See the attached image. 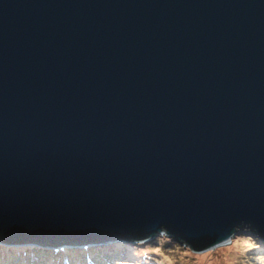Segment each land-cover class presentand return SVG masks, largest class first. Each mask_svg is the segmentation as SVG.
Returning <instances> with one entry per match:
<instances>
[{"label":"water","instance_id":"obj_1","mask_svg":"<svg viewBox=\"0 0 264 264\" xmlns=\"http://www.w3.org/2000/svg\"><path fill=\"white\" fill-rule=\"evenodd\" d=\"M241 231L264 240V0H0V243Z\"/></svg>","mask_w":264,"mask_h":264},{"label":"rangeland","instance_id":"obj_2","mask_svg":"<svg viewBox=\"0 0 264 264\" xmlns=\"http://www.w3.org/2000/svg\"><path fill=\"white\" fill-rule=\"evenodd\" d=\"M120 242L127 244L120 258L124 264H264V240L252 231L238 232L228 243L201 251L192 249L184 242H176L166 234H160L147 242ZM178 243L179 245L174 247ZM11 247L31 246H10L0 243L1 264L7 263L5 251ZM52 260L58 262L60 258Z\"/></svg>","mask_w":264,"mask_h":264},{"label":"trees","instance_id":"obj_3","mask_svg":"<svg viewBox=\"0 0 264 264\" xmlns=\"http://www.w3.org/2000/svg\"><path fill=\"white\" fill-rule=\"evenodd\" d=\"M34 244L35 247L6 249V264H44V262L50 264H124L120 258L123 256V248L127 247V244L122 242L81 248V250L75 248L48 249L43 248L46 245L41 243L35 242ZM101 244L103 243L99 245ZM178 245L175 244L174 247ZM52 258H60V260L56 262Z\"/></svg>","mask_w":264,"mask_h":264},{"label":"bare ground","instance_id":"obj_4","mask_svg":"<svg viewBox=\"0 0 264 264\" xmlns=\"http://www.w3.org/2000/svg\"><path fill=\"white\" fill-rule=\"evenodd\" d=\"M43 244H45V243H43Z\"/></svg>","mask_w":264,"mask_h":264},{"label":"clouds","instance_id":"obj_5","mask_svg":"<svg viewBox=\"0 0 264 264\" xmlns=\"http://www.w3.org/2000/svg\"><path fill=\"white\" fill-rule=\"evenodd\" d=\"M32 247V246H31Z\"/></svg>","mask_w":264,"mask_h":264}]
</instances>
